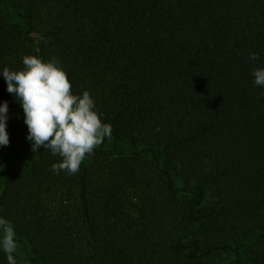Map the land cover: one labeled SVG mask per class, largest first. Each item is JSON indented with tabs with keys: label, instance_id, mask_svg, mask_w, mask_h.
Returning a JSON list of instances; mask_svg holds the SVG:
<instances>
[{
	"label": "trees",
	"instance_id": "trees-1",
	"mask_svg": "<svg viewBox=\"0 0 264 264\" xmlns=\"http://www.w3.org/2000/svg\"><path fill=\"white\" fill-rule=\"evenodd\" d=\"M26 55L59 58L113 126L75 175L45 148L19 165L0 74V218L30 264H264V0H0V72Z\"/></svg>",
	"mask_w": 264,
	"mask_h": 264
},
{
	"label": "clouds",
	"instance_id": "clouds-1",
	"mask_svg": "<svg viewBox=\"0 0 264 264\" xmlns=\"http://www.w3.org/2000/svg\"><path fill=\"white\" fill-rule=\"evenodd\" d=\"M250 59L259 60L258 53H251ZM24 67L10 70L4 67L2 74L7 83V91L20 103L27 125V139L31 150H50L61 160L53 163L51 170L58 174L75 175L82 162L111 138L113 126L104 122L103 114L89 91L74 94L68 74L61 66L59 58L44 60L41 57L26 55ZM254 83L264 87V67L253 69ZM7 101L0 103V146H8L9 134L6 130L9 119ZM3 238L0 240L7 255L8 264H16L14 253L17 241L14 226L0 218Z\"/></svg>",
	"mask_w": 264,
	"mask_h": 264
},
{
	"label": "rangeland",
	"instance_id": "rangeland-1",
	"mask_svg": "<svg viewBox=\"0 0 264 264\" xmlns=\"http://www.w3.org/2000/svg\"><path fill=\"white\" fill-rule=\"evenodd\" d=\"M45 43H46V40H44V44ZM33 154H34V152L31 150L25 157H22L18 161V164L19 165L26 164L29 160H31L33 158ZM3 235H4L3 230L0 229V240H2ZM16 241H17V244H18L16 253L18 254V256L20 258V264H30V262H29V260L27 258V254L25 252V248L23 246V243L20 240H16Z\"/></svg>",
	"mask_w": 264,
	"mask_h": 264
}]
</instances>
